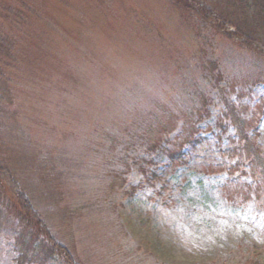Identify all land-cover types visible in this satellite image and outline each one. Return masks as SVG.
<instances>
[{
  "label": "rangeland",
  "instance_id": "obj_1",
  "mask_svg": "<svg viewBox=\"0 0 264 264\" xmlns=\"http://www.w3.org/2000/svg\"><path fill=\"white\" fill-rule=\"evenodd\" d=\"M6 6L18 20L19 134L3 156L77 264H264V184L259 200L240 199L231 174L196 163L227 146V134L217 139L214 74L203 67L216 60L234 100L249 75L242 50L187 24L167 0H0ZM193 92L215 101L196 124L201 144L171 166L147 146L168 122L166 145L186 129ZM245 103L237 116L256 118L264 143V83ZM15 255L0 232V264Z\"/></svg>",
  "mask_w": 264,
  "mask_h": 264
},
{
  "label": "trees",
  "instance_id": "obj_2",
  "mask_svg": "<svg viewBox=\"0 0 264 264\" xmlns=\"http://www.w3.org/2000/svg\"><path fill=\"white\" fill-rule=\"evenodd\" d=\"M167 1L178 8L184 22L195 27L198 25V29L216 32V35L231 41L242 50L240 58L249 60V75L244 87L236 92L234 100H229L221 88L222 76L220 70H217L220 66L215 63L216 60L209 61L203 67L204 70H212L214 74L213 85L219 92L216 99L222 106L216 119L217 139L227 134V146L216 153L217 158L209 159L208 155L201 154L196 163L204 172L224 171L227 175L231 174L229 182L237 185L240 199H249L254 195L259 200L257 193H261L260 184H264V143L256 139L254 126L257 119L253 120V116L239 117L236 110L249 107L245 99L249 100L254 88L264 83V0ZM16 15L10 6L0 7V232L7 231L12 237L16 264H77L71 252L53 238V232L23 187L20 175L3 156L4 149L19 134L12 93L17 44L13 36L14 24L18 21L15 20ZM214 99L210 93L201 96L193 92L190 96L192 104L186 110L190 118L186 129H180L177 138L166 145L164 134L169 131L168 122L158 130L161 133L156 131L151 138L153 143L148 144L147 148L161 149L171 166L180 165L185 157L182 150L186 146L195 150L201 144L202 138L198 136L196 124L207 117L209 105ZM228 127L231 132L226 133ZM145 160L144 152L136 156L132 163L140 166ZM250 173H256L260 179L254 178L251 184L245 181L242 183L243 175Z\"/></svg>",
  "mask_w": 264,
  "mask_h": 264
}]
</instances>
